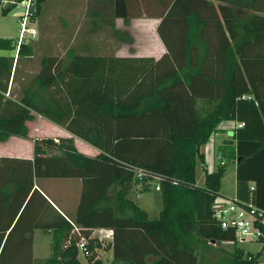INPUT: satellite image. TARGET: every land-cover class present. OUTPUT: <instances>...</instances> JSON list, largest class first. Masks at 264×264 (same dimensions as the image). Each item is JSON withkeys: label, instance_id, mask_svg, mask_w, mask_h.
Masks as SVG:
<instances>
[{"label": "trees", "instance_id": "trees-1", "mask_svg": "<svg viewBox=\"0 0 264 264\" xmlns=\"http://www.w3.org/2000/svg\"><path fill=\"white\" fill-rule=\"evenodd\" d=\"M45 1L36 0L32 16L38 18ZM90 1L98 3L86 7L85 15L95 19L91 26L118 41L132 43V38L115 19L124 25L134 18L158 19L155 30L165 52L159 58L46 54L37 71L21 78L20 62L31 59V44L0 37V50L16 51V56L0 55V141L27 137L34 114L66 127L76 93L86 100L110 99L98 112L112 120L111 147L95 156L78 152L71 137L57 142L45 137L34 139L32 158L0 157V209L13 212L0 229V264H14L4 262L12 251L7 245L30 198L6 230L32 191L33 179L41 177L80 178L81 196L72 218L45 202L35 227L51 233V254L19 264H81V237L87 263L101 264L95 249L102 244L92 236L98 227L112 231L104 247L112 253L107 264H199L200 247L237 240L232 229L212 217L223 163L207 171L201 151L222 120L235 122L236 197L264 209V14H259L264 0ZM64 73L80 81L70 95L61 84ZM47 149L56 153L46 155ZM198 164L204 169L201 185ZM136 170L145 180L157 179L162 203L157 216L150 217L130 196ZM257 258L235 250L226 264H258Z\"/></svg>", "mask_w": 264, "mask_h": 264}, {"label": "crops", "instance_id": "crops-1", "mask_svg": "<svg viewBox=\"0 0 264 264\" xmlns=\"http://www.w3.org/2000/svg\"><path fill=\"white\" fill-rule=\"evenodd\" d=\"M90 2V0H46L42 4L38 18L35 17V24L37 26H32V28L35 29V36H29L27 38V42L31 44L32 48V55L30 57H38L37 65L31 71V68H28L25 64H20L21 78L25 76L27 72L37 71V69L39 68L40 57L46 54L65 56L72 51L92 54H114L116 56H152L154 58H159L165 52V47L162 45V42L158 37L159 41L161 42L162 49L156 55L147 53H132V49L130 46V48L126 49V53H121L120 51L122 50V44L127 45V41H118L113 35L103 36L101 34V29L97 25L91 26V24L89 23L94 22V17L91 18V16L85 15L86 7L88 5H98L97 2ZM259 6L263 7V10H259V14H264V2H261ZM235 9H239L240 11L244 12L243 9L245 8L235 7ZM1 11L0 13H2ZM134 19H131L130 23ZM96 20V22H100L99 19ZM155 20L158 22V19ZM118 21H121L123 23L122 19H115L116 27L120 30H123L122 28L118 27ZM45 24H48L49 26L46 31H44L43 29V25ZM78 24H85V26L80 25L79 27ZM124 26L128 27L127 25ZM42 37L46 42L42 43ZM39 40L41 42H39ZM102 41L105 44H102ZM12 54L16 56V51H10L6 55ZM25 61L30 62L31 59H25ZM79 83V80L75 79L69 74L64 73L61 75V84L68 94L72 89L74 92V90L79 87ZM78 91H75V93ZM70 98L72 99L73 104L76 105V109L73 117L70 119L66 127H61L39 114H34L33 119L27 121V137L11 135L5 140L0 141V157L10 156L18 158H32V156L34 155V139H36V136L41 132H44L48 136H53V139L56 142L60 137H71L77 151L86 156H95L101 151H108L112 143V120L108 115L98 112V107L101 104L102 99L98 103H96L94 109L90 106L91 100H86L85 98L83 99L82 96H79L78 93ZM103 100L105 102L111 101L110 99ZM225 121L227 120L220 121L217 125V130L212 132V134H216L224 130L225 127L229 126V122ZM31 124L32 126L30 127ZM233 126L235 127V122ZM90 135L93 136L91 140L88 138ZM52 153H56V151H48L46 152V155H50ZM203 153L205 168L207 171L211 172V169H209L208 157L205 152ZM223 155L224 154L222 153V151L219 150L218 154L216 155L218 163L222 162ZM146 182L147 185L150 182H155L157 184V179L154 178L146 180ZM82 184L83 183L80 178L73 177H41L38 179L34 178L32 191L27 197L24 198V203L21 209L18 211L16 217L10 224V227L6 230L7 234L9 229L13 227V224L19 218L22 209L27 204L30 198L28 206H26L23 214L21 215V218L19 219L17 224H15L17 226H14V228L16 229L14 231L13 238L10 242H8L7 245V249L8 247H10L12 251L7 253L4 258V262H14L19 264L25 263L29 260L31 261L32 258L37 257L34 254V245H32L34 242V231L36 229L44 231L49 235L51 242V233L48 230H43L35 227V224L39 220L40 215L43 214L41 210L42 207L46 204L45 202H49L52 207H54V209H56L66 218H72L76 214L77 205L79 203L82 192ZM144 186L143 188L138 189L136 184H134L132 186L130 196L133 198L134 195L136 199H133L137 201V199L140 198L142 194L152 192L151 187H146V189L144 190ZM111 192L112 189L109 190V193ZM137 192H139V196H137ZM151 201L150 203H152ZM149 205H147V203L145 204V206ZM145 206L143 207L139 205V207H141L148 213ZM12 215L13 212H5L4 210L0 209V229L3 228V225H7V222L10 220ZM43 216L45 217V215ZM41 220L42 219L40 218L39 221ZM108 230L109 229L105 227L94 228L92 236L99 238L101 235L104 236L108 232ZM6 234L4 236V239L6 237ZM109 241V239H103V241H101L102 246L105 247L109 243ZM2 246L3 243L1 244L0 250L2 249ZM28 246H30L29 249ZM99 248L100 247L96 248L95 251L99 250ZM106 250H109L112 257L111 249ZM79 253L81 252L78 251V258L80 260L81 257ZM50 254L51 250L49 255ZM96 258H100L98 257L97 252Z\"/></svg>", "mask_w": 264, "mask_h": 264}, {"label": "rangeland", "instance_id": "rangeland-1", "mask_svg": "<svg viewBox=\"0 0 264 264\" xmlns=\"http://www.w3.org/2000/svg\"><path fill=\"white\" fill-rule=\"evenodd\" d=\"M20 20L21 17H17L14 15H7L4 13H0V37L4 38H12L14 40H18L19 37V28H20ZM157 21L154 18H147V17H140L137 19H134L128 27L124 26V24L121 21H118V27L122 28L123 30L127 31L130 37L132 38V43L127 42L126 44H122L121 47L122 50L121 53H126V49L130 48L132 49V53H147L151 55H156L161 49L162 45L159 41V38L157 36L155 25ZM35 23H28V27L35 26ZM85 26V24H78ZM37 26V25H36ZM41 27V26H40ZM48 24L43 25L44 31L48 29ZM42 28V27H41ZM101 34L109 36L108 32L105 30L101 31ZM29 36V35H28ZM27 36V38H28ZM39 42H41L39 40ZM43 37H42V43H44ZM102 44H105L102 41ZM130 46V47H129ZM164 46V45H163ZM8 51L0 50V55H6ZM37 59L31 58V61H23L20 62V64H25L28 68H31V71L33 68L37 65ZM88 92V91H87ZM86 92V93H87ZM73 93V92H72ZM71 93V95H73ZM101 99L99 98H93L91 99L90 106L95 109L96 103H98ZM105 102L103 99L101 103ZM109 118V117H108ZM225 122H229L227 127H225L224 130L213 133L208 140L207 143L201 146V151L205 152L208 157V163H209V169L211 171L215 170L217 167V158L216 155L218 154V151L221 150L223 155L222 163H223V174L220 180V195L215 198L213 201L212 206L219 204L218 202H222L221 199L223 197L228 198H234L236 196V177H235V159L233 158V155H231L232 151V145H225L223 144V140L225 139H231L233 132V124L234 121L227 120ZM32 124L30 125V127ZM233 126V127H232ZM220 133V134H219ZM45 138L49 137L53 139V136L51 137L46 135L44 132H41L36 136V138ZM56 137V136H55ZM53 152V150H46V152ZM203 177H204V169L199 164L196 167V182L201 185L203 183ZM155 182H150L148 185H145L146 187H151L152 192L142 194L140 198L137 199V202L140 206H145L150 217L157 216L159 213V209H161L162 203L160 200V193L159 190H156ZM145 190V189H144ZM143 191V190H142ZM133 198L134 195H133ZM136 199V198H135ZM152 201H151V200ZM150 201L152 203H150ZM34 242L32 245H34V254L37 257H46L50 253L49 249V242L50 237L47 233H45L42 230L36 229L34 231ZM99 236V235H98ZM103 239H107L104 236H100ZM105 244V243H104ZM262 242L260 241H240L237 239L235 242H221V243H209L206 246H202L198 250L199 255V264H226L227 258L230 257L231 254L235 252V250H238L242 253L243 257H245L247 254H258V262H264V246L262 247ZM98 257H100L101 264H107L111 262V254L109 250L104 249V246H101L99 250L96 251ZM80 254V262L81 264H88L87 259L85 258L84 254ZM12 264V263H10ZM15 264V263H14Z\"/></svg>", "mask_w": 264, "mask_h": 264}, {"label": "built area", "instance_id": "built-area-1", "mask_svg": "<svg viewBox=\"0 0 264 264\" xmlns=\"http://www.w3.org/2000/svg\"><path fill=\"white\" fill-rule=\"evenodd\" d=\"M4 2L5 0H2V4H4ZM31 15V13L26 11L25 15L21 17V25L19 28V37L17 42L18 45L22 42L27 43L28 35L35 36V29L27 26V24L30 23L29 17ZM245 97V95H242V98ZM237 125L242 126L241 123ZM135 178V183L138 189L143 188V186L147 183L144 179V174L140 170H136ZM154 188L159 190V184L157 183ZM253 188V185H251L250 189ZM137 196H139V192H137ZM221 200L222 202H218L219 204L212 206V217L220 224V226L224 229H232L235 232L237 239L240 241H260L263 243L264 209L254 205L249 200H242L236 196L234 198L223 197ZM104 237L110 240L112 238V231L108 230ZM98 239L103 241V238L101 237ZM77 246L78 251L85 255L87 247L83 237L80 238ZM258 264H264V262Z\"/></svg>", "mask_w": 264, "mask_h": 264}, {"label": "water", "instance_id": "water-1", "mask_svg": "<svg viewBox=\"0 0 264 264\" xmlns=\"http://www.w3.org/2000/svg\"><path fill=\"white\" fill-rule=\"evenodd\" d=\"M35 2L36 0H5L4 4H2V0H0V11L2 8H7V15L22 17L25 15L26 11L32 14ZM35 21L36 18L31 15L29 17V22L35 23ZM233 143V139L223 140V144L225 145H232Z\"/></svg>", "mask_w": 264, "mask_h": 264}]
</instances>
